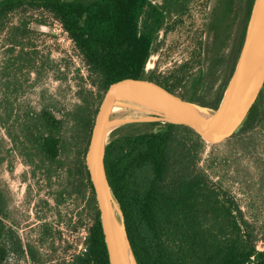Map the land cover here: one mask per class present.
<instances>
[{"label": "trees", "instance_id": "trees-1", "mask_svg": "<svg viewBox=\"0 0 264 264\" xmlns=\"http://www.w3.org/2000/svg\"><path fill=\"white\" fill-rule=\"evenodd\" d=\"M191 0H0V32L8 19L19 11L38 10L59 20L77 50L95 75L102 93L110 84L126 79H147L182 99L202 107L216 109L238 60L254 0H221L220 14L212 28L221 27L207 53L212 54L210 74L222 64L220 53L226 45L228 21L237 2L244 4L241 38L230 56L223 84L214 97L205 101L199 94L203 72L187 93H179L189 76V63L168 76L146 73V65L154 51L161 30L182 23ZM176 17L167 26L169 18ZM227 24V25H226ZM15 30H19L18 27ZM26 33V31H24ZM22 33V37H23ZM17 34L15 33V37ZM11 40L12 50L18 45ZM28 56V58H24ZM27 61L13 71L7 67L4 77L7 91L17 93L21 87L16 74L31 72L33 56L20 52ZM12 65V64H10ZM98 105L84 98L69 115L82 140L75 171L74 193L88 197L93 213L85 247L71 261L62 264H110L91 178L86 166V153ZM16 112V114H15ZM65 119V118H64ZM49 107L40 112L23 109L16 99L5 97L0 103V124L6 128L14 150L25 163L53 177V166L62 152V129L65 120ZM264 122V87L255 104L235 134H246ZM205 142L191 128L160 121L135 122L115 129L109 136L105 170L110 189L124 216L129 244L137 264H264V250L255 244L250 225L234 197L217 187L199 167ZM3 146L0 142V162ZM8 218V198L0 186V264H9L11 255L26 254L40 262L35 248L25 250L14 228L4 222Z\"/></svg>", "mask_w": 264, "mask_h": 264}, {"label": "rangeland", "instance_id": "rangeland-1", "mask_svg": "<svg viewBox=\"0 0 264 264\" xmlns=\"http://www.w3.org/2000/svg\"><path fill=\"white\" fill-rule=\"evenodd\" d=\"M221 4V0H191L181 17L183 22L173 29L166 27L160 31L146 73L154 72L161 78L189 63V76L179 93H187L198 75L204 72L199 94L205 101L211 100L227 74L235 24L240 28L244 17V4L237 2L234 14L239 17L237 22L233 15L230 19L234 25L226 49L220 53L222 64L210 74L212 54L202 50L209 36L206 32L204 40L202 33L214 10L215 14H220ZM176 19L169 18L167 26ZM15 33L17 38H14ZM14 39L20 43L12 50L11 40ZM22 51L30 53L34 62L30 73L24 69L16 74L21 87L17 93L10 94L5 88L4 75L8 66H12L13 71L25 66L27 61L17 60ZM263 64L264 60L260 74L264 73ZM95 80L61 22L51 14L38 10L16 12L0 32V103L10 97L25 110L40 112L49 107L58 118H65L62 152L54 163L50 180L40 170L34 175L33 168L14 150L6 128L0 124L3 146L0 186L8 198V218L4 222L17 232L25 250L29 244L40 257V262L34 263L27 254H14L9 264H62L71 261L85 247L93 213L87 206L89 195L82 199L73 192L74 180L69 173L75 171L82 140L77 138L69 114L84 103V98L99 109L103 96L100 98L102 91ZM158 120L166 121L157 115L151 118V121ZM199 167L213 184L235 198L250 225L257 248L264 250V122L249 133H239L221 143L205 142Z\"/></svg>", "mask_w": 264, "mask_h": 264}, {"label": "water", "instance_id": "water-1", "mask_svg": "<svg viewBox=\"0 0 264 264\" xmlns=\"http://www.w3.org/2000/svg\"><path fill=\"white\" fill-rule=\"evenodd\" d=\"M264 0H254L244 42L233 73L216 109L188 102L163 86L147 79L118 80L105 91L91 130L86 166L94 189L110 264H137L124 225V216L108 184L105 170L106 147L110 134L135 122L129 120L108 133L111 107L116 100L138 103L158 112L163 123L191 128L207 143H221L235 134L255 104L264 86L260 74L264 60ZM147 66V65H146ZM120 209L122 228L113 212Z\"/></svg>", "mask_w": 264, "mask_h": 264}, {"label": "bare ground", "instance_id": "bare-ground-1", "mask_svg": "<svg viewBox=\"0 0 264 264\" xmlns=\"http://www.w3.org/2000/svg\"><path fill=\"white\" fill-rule=\"evenodd\" d=\"M154 115H158V112L138 103L128 102L124 100H116L111 107L108 133L111 132L113 129L119 127L125 121L147 120L148 118H151ZM113 212L116 217V220L122 228V218L120 216V209L117 204H114Z\"/></svg>", "mask_w": 264, "mask_h": 264}, {"label": "flooded vegetation", "instance_id": "flooded-vegetation-1", "mask_svg": "<svg viewBox=\"0 0 264 264\" xmlns=\"http://www.w3.org/2000/svg\"><path fill=\"white\" fill-rule=\"evenodd\" d=\"M162 2H163V0H162ZM161 2V3H162ZM155 3V2H154ZM215 10H214V13H213V15L211 16V17H209L210 18V21L207 23V24H205L206 25V27L205 28H203V36H202V38L204 39L205 38V34H206V32H208V38H209V40H208V43H207V46H202V50L203 51H206L207 52V50H208V48L212 45V43H213V40L216 38V36L219 34V31H220V29L223 27V28H225V24H223L220 28L219 27H216V28H212V24H215L216 22L214 21V17H215ZM238 17H239V15H238ZM238 17L236 16L235 17V19H236V22H237V20H238ZM227 25V24H226ZM233 22L232 21H228V28H227V40H226V44H227V42L230 40V38H231V36H232V27H233ZM235 27H236V30H235V36H234V39H235V41H234V45H235V43L237 42V40L238 39H240L241 38V33H242V31H241V27L239 28L238 27V24L236 23L235 24ZM205 40V39H204ZM234 45H233V47H232V50L234 49ZM212 47V46H211ZM225 47H226V45H225ZM223 48V50L224 49H226V48ZM203 76H204V72H203ZM225 79V78H224Z\"/></svg>", "mask_w": 264, "mask_h": 264}]
</instances>
